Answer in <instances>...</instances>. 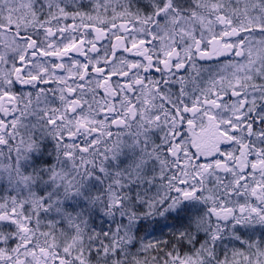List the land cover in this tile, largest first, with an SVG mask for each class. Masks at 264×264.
Instances as JSON below:
<instances>
[{"label":"snow or ice","instance_id":"6c2138e0","mask_svg":"<svg viewBox=\"0 0 264 264\" xmlns=\"http://www.w3.org/2000/svg\"><path fill=\"white\" fill-rule=\"evenodd\" d=\"M0 264H264V0H0Z\"/></svg>","mask_w":264,"mask_h":264}]
</instances>
